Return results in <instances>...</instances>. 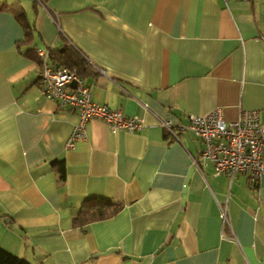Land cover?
Here are the masks:
<instances>
[{
	"label": "crops",
	"instance_id": "1",
	"mask_svg": "<svg viewBox=\"0 0 264 264\" xmlns=\"http://www.w3.org/2000/svg\"><path fill=\"white\" fill-rule=\"evenodd\" d=\"M65 45L87 61L93 100L140 129L93 117L65 146L76 111L38 84V50ZM216 108L264 123V0H0V246L30 264H264V172L255 185L199 173L194 133L159 123ZM104 199L119 209L72 224Z\"/></svg>",
	"mask_w": 264,
	"mask_h": 264
},
{
	"label": "built area",
	"instance_id": "2",
	"mask_svg": "<svg viewBox=\"0 0 264 264\" xmlns=\"http://www.w3.org/2000/svg\"><path fill=\"white\" fill-rule=\"evenodd\" d=\"M221 1L226 4L230 0ZM38 54L46 55L42 50H38ZM38 84L42 94L57 106L76 111L77 123L65 142L68 148L85 138L86 123L93 117L105 120L112 130L135 132L143 125L137 116L128 117L120 109L94 101L83 77L65 66L54 68L44 62ZM159 123L175 138H178V132L186 129L194 133L201 149L197 157H192V164L199 173L210 164L215 175L232 177L236 173H246L248 180L255 185L264 172V123L257 110H242L235 120L229 122L223 120L221 109L216 108L206 115L190 116L187 125L178 123L173 117L162 118ZM219 209L224 231L229 227V221L225 206Z\"/></svg>",
	"mask_w": 264,
	"mask_h": 264
},
{
	"label": "trees",
	"instance_id": "3",
	"mask_svg": "<svg viewBox=\"0 0 264 264\" xmlns=\"http://www.w3.org/2000/svg\"><path fill=\"white\" fill-rule=\"evenodd\" d=\"M34 2L35 5L41 4L45 6L46 0H34ZM17 17L24 28V39L27 40L31 36L29 23L26 21L22 11L17 14ZM44 62L54 68L65 66L75 70L81 76H83L85 69L88 68L87 61L81 56L78 50H74L68 45H65L62 50L49 49L45 57L38 54L39 69ZM119 207V204L108 199L101 201L90 200L73 216L72 224L74 226H83L90 221L108 217L115 213ZM0 264H30V262L0 246Z\"/></svg>",
	"mask_w": 264,
	"mask_h": 264
}]
</instances>
